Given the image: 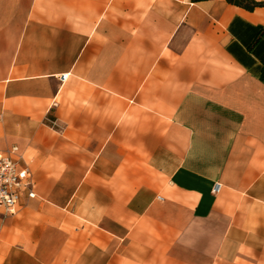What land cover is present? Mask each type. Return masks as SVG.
<instances>
[{"label":"crops","instance_id":"crops-1","mask_svg":"<svg viewBox=\"0 0 264 264\" xmlns=\"http://www.w3.org/2000/svg\"><path fill=\"white\" fill-rule=\"evenodd\" d=\"M263 55L264 5L0 0V152L36 193L0 264H264Z\"/></svg>","mask_w":264,"mask_h":264},{"label":"built area","instance_id":"built-area-1","mask_svg":"<svg viewBox=\"0 0 264 264\" xmlns=\"http://www.w3.org/2000/svg\"><path fill=\"white\" fill-rule=\"evenodd\" d=\"M68 73L59 75L61 82L65 81ZM54 123V121H52ZM17 146L13 145L9 150L0 152V214H13L16 205L23 194L27 197H35L34 182L30 171L26 166H19L21 155L17 153ZM220 189V183L214 182L211 188L216 194Z\"/></svg>","mask_w":264,"mask_h":264},{"label":"trees","instance_id":"trees-1","mask_svg":"<svg viewBox=\"0 0 264 264\" xmlns=\"http://www.w3.org/2000/svg\"><path fill=\"white\" fill-rule=\"evenodd\" d=\"M191 2L200 1V0H190ZM227 2L240 6L247 10H253L257 6H263L264 1H258V0H226ZM258 39V36L254 39L253 42H255ZM261 62L263 64V71H264V55L261 59Z\"/></svg>","mask_w":264,"mask_h":264}]
</instances>
